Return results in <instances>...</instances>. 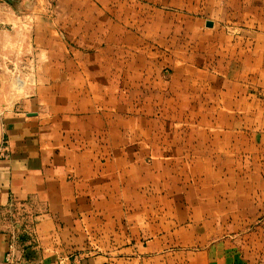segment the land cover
<instances>
[{"label": "crops", "instance_id": "0c3cea01", "mask_svg": "<svg viewBox=\"0 0 264 264\" xmlns=\"http://www.w3.org/2000/svg\"><path fill=\"white\" fill-rule=\"evenodd\" d=\"M18 1L0 264H264L234 222L264 165V0Z\"/></svg>", "mask_w": 264, "mask_h": 264}, {"label": "rangeland", "instance_id": "374dc122", "mask_svg": "<svg viewBox=\"0 0 264 264\" xmlns=\"http://www.w3.org/2000/svg\"><path fill=\"white\" fill-rule=\"evenodd\" d=\"M15 5L11 4L8 0H0V30L4 29L3 27H11V30L18 29V24H7L4 23L9 17H16L21 13H26L27 9L25 7H21L19 1L14 2ZM6 25V26H5ZM15 25V26H14ZM14 32V31H13ZM2 57V56H1ZM18 58V56H17ZM196 56H188L189 60H194ZM2 59V58H1ZM16 62V57L13 60ZM19 61V60H18ZM2 80H5L4 74L8 76L11 75L13 84H16V79L19 77L18 71H0ZM35 72L33 70H28L27 76L31 78ZM255 120L252 122V130L253 132H260L258 136L253 135L254 146L252 156L263 158L264 159V118H261L258 124H260L259 131L255 130L256 126H254ZM256 138V139H255ZM253 164V163H252ZM251 174L257 176L256 182L249 184V189L253 190L252 197L254 196V191H256V195L252 199H236L237 207H242L239 210H245L246 213L240 214L237 213L234 216L235 222V235L239 238L240 241H244L252 251L259 250V243L264 242V181L259 180L258 177L261 174L264 178V165H252L248 168ZM173 180L175 177L173 176ZM190 183V182H189ZM192 184V183H191ZM193 185V184H192ZM177 186H180L179 184ZM238 188V186H237ZM183 202V201H182ZM158 205V203H157ZM237 246H239L237 244ZM241 246V245H240ZM241 248V247H240Z\"/></svg>", "mask_w": 264, "mask_h": 264}, {"label": "built area", "instance_id": "2783aa9c", "mask_svg": "<svg viewBox=\"0 0 264 264\" xmlns=\"http://www.w3.org/2000/svg\"><path fill=\"white\" fill-rule=\"evenodd\" d=\"M6 264H19L17 260H14V258L10 255L6 258Z\"/></svg>", "mask_w": 264, "mask_h": 264}, {"label": "water", "instance_id": "95a60500", "mask_svg": "<svg viewBox=\"0 0 264 264\" xmlns=\"http://www.w3.org/2000/svg\"><path fill=\"white\" fill-rule=\"evenodd\" d=\"M8 1L11 2V3L13 2V0H8Z\"/></svg>", "mask_w": 264, "mask_h": 264}]
</instances>
